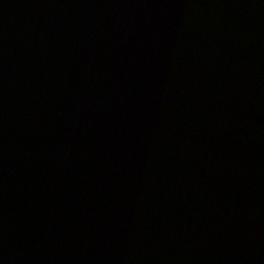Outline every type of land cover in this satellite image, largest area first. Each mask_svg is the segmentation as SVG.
I'll return each instance as SVG.
<instances>
[{
    "label": "water",
    "instance_id": "water-1",
    "mask_svg": "<svg viewBox=\"0 0 264 264\" xmlns=\"http://www.w3.org/2000/svg\"><path fill=\"white\" fill-rule=\"evenodd\" d=\"M0 264H264V0H0Z\"/></svg>",
    "mask_w": 264,
    "mask_h": 264
}]
</instances>
